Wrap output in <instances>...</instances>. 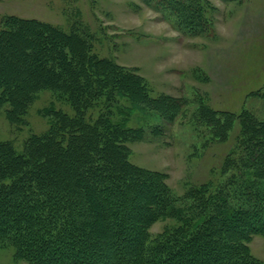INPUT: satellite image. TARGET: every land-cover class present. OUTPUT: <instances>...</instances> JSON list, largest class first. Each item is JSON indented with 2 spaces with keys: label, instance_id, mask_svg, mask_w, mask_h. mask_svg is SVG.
Segmentation results:
<instances>
[{
  "label": "trees",
  "instance_id": "trees-1",
  "mask_svg": "<svg viewBox=\"0 0 264 264\" xmlns=\"http://www.w3.org/2000/svg\"><path fill=\"white\" fill-rule=\"evenodd\" d=\"M158 2L180 10L189 4ZM1 25L0 107L8 122L23 124L43 90L73 116L51 113L49 129L31 136L21 154L0 143V248L28 264H263L248 244L264 236V121L200 106L220 140L239 120V163L255 183L240 189L235 205L204 184L178 207L165 174L129 162L127 145L147 133L127 118L145 113L171 122L185 101L153 97L136 69L95 57L78 37L49 24L9 16ZM112 110L121 120H111ZM232 168L227 159L224 170ZM167 218L177 225L152 236V225Z\"/></svg>",
  "mask_w": 264,
  "mask_h": 264
},
{
  "label": "rangeland",
  "instance_id": "rangeland-1",
  "mask_svg": "<svg viewBox=\"0 0 264 264\" xmlns=\"http://www.w3.org/2000/svg\"><path fill=\"white\" fill-rule=\"evenodd\" d=\"M186 1L180 10L158 0H0V29L9 16L49 24L78 37L95 57L136 69L153 97L184 100L171 122L145 113L127 118L128 126L147 133L142 141L127 145L129 162L165 174L178 207L186 204L190 189L204 184L215 196L228 194L235 205L240 189L255 183L239 163L245 158L239 120L220 140L199 110L205 106L236 117L247 112L264 121V0ZM5 110L0 107V143L10 144L17 154L24 152L31 136L49 129L51 113L73 116L71 107L49 90L36 94L23 124L11 125ZM88 115L95 117L96 109ZM112 115V121L121 120L116 110ZM155 128L160 134L150 135ZM227 159L233 162L231 170H224ZM176 225L163 219L149 233L155 236ZM248 246L264 264V236H254ZM0 264L28 263L3 247Z\"/></svg>",
  "mask_w": 264,
  "mask_h": 264
}]
</instances>
